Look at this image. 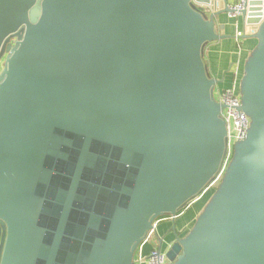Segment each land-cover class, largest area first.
I'll list each match as a JSON object with an SVG mask.
<instances>
[{
  "label": "water",
  "instance_id": "water-1",
  "mask_svg": "<svg viewBox=\"0 0 264 264\" xmlns=\"http://www.w3.org/2000/svg\"><path fill=\"white\" fill-rule=\"evenodd\" d=\"M229 1L0 0V264H133L209 189L227 130L202 54ZM246 5L250 128L167 264H264V0Z\"/></svg>",
  "mask_w": 264,
  "mask_h": 264
},
{
  "label": "crops",
  "instance_id": "crops-1",
  "mask_svg": "<svg viewBox=\"0 0 264 264\" xmlns=\"http://www.w3.org/2000/svg\"><path fill=\"white\" fill-rule=\"evenodd\" d=\"M231 2L233 0L229 1V3ZM214 20L220 33L229 36V38L207 44L202 54L204 63L209 75L217 80L216 87H219L218 89L239 86L245 63L256 47L257 40L253 37L247 39L239 38L244 33L240 17L233 18L228 14L222 13ZM2 69L3 63L0 62V73ZM213 192V189H207L202 195L192 200L175 219L169 216L161 219L157 223L154 235L147 239L146 242L143 241L135 251L133 264H140L137 259L145 257L152 248L159 246L160 241L163 239V247L165 248V244L173 240V230H175L177 236H185L204 208L202 207L201 210H198L204 196L208 195L211 197ZM197 207L198 209H196Z\"/></svg>",
  "mask_w": 264,
  "mask_h": 264
},
{
  "label": "built area",
  "instance_id": "built-area-1",
  "mask_svg": "<svg viewBox=\"0 0 264 264\" xmlns=\"http://www.w3.org/2000/svg\"><path fill=\"white\" fill-rule=\"evenodd\" d=\"M246 1L247 0H233L228 6V9L231 11L229 16L233 18L240 17L241 13L247 7ZM17 41V37L13 36L9 39L8 43L12 48L16 45ZM239 86H232L225 89H218L215 87L212 92V96H214V93L217 96V100H214L224 106L220 113V117L225 122L227 130L226 148L222 166L217 177L209 187L213 190L220 184L226 169L230 165L235 146L246 138L250 128L251 121L249 117L240 110L241 94ZM157 223L158 220L153 223V229L146 235L144 239L145 242L154 235ZM159 246L152 248L145 257H139L137 262L140 264H167L166 249L164 247L160 248Z\"/></svg>",
  "mask_w": 264,
  "mask_h": 264
},
{
  "label": "rangeland",
  "instance_id": "rangeland-1",
  "mask_svg": "<svg viewBox=\"0 0 264 264\" xmlns=\"http://www.w3.org/2000/svg\"><path fill=\"white\" fill-rule=\"evenodd\" d=\"M218 81H221V80H218ZM213 99L217 100V96L215 93H214ZM209 198H210V196H208V195L204 196V199L202 200V204H201L200 208L198 209V207H199V205H198V207L196 209L201 210L202 207H205V204H207Z\"/></svg>",
  "mask_w": 264,
  "mask_h": 264
},
{
  "label": "trees",
  "instance_id": "trees-1",
  "mask_svg": "<svg viewBox=\"0 0 264 264\" xmlns=\"http://www.w3.org/2000/svg\"><path fill=\"white\" fill-rule=\"evenodd\" d=\"M184 210V209H183ZM183 210H181L179 213H181ZM178 213V214H179ZM168 216L167 215H163V216H161L159 219H158V222L161 220V219H164V218H167Z\"/></svg>",
  "mask_w": 264,
  "mask_h": 264
},
{
  "label": "flooded vegetation",
  "instance_id": "flooded-vegetation-1",
  "mask_svg": "<svg viewBox=\"0 0 264 264\" xmlns=\"http://www.w3.org/2000/svg\"><path fill=\"white\" fill-rule=\"evenodd\" d=\"M1 63H3L2 61H0Z\"/></svg>",
  "mask_w": 264,
  "mask_h": 264
}]
</instances>
